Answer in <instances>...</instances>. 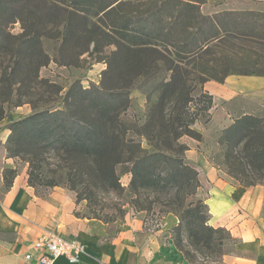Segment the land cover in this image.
<instances>
[{
    "label": "trees",
    "instance_id": "trees-1",
    "mask_svg": "<svg viewBox=\"0 0 264 264\" xmlns=\"http://www.w3.org/2000/svg\"><path fill=\"white\" fill-rule=\"evenodd\" d=\"M206 1L0 0V59L8 57L13 63L0 74L4 95L0 96V123L8 114L4 104L32 82L24 78L13 83L15 75L31 73L36 84L48 86L47 81L38 80L40 70L51 61L48 41H59L61 52L82 45L79 55H96L97 62L107 65L100 86L84 88L75 82L62 107L34 106L31 115L8 125V157L28 158L30 186L35 187V158L54 149L75 161L77 167L70 169L72 180L68 181L78 201L84 199L78 190L80 182L96 187L99 181L106 191L121 190L118 166L131 174L134 192L176 189L188 197L197 194L198 172L186 163L189 148L180 139L202 141L193 126L213 106V96L204 85L222 84L232 75L264 77V13L205 15ZM16 23L22 26L20 34L11 32ZM106 48L112 49L106 52ZM114 79L126 82L109 87ZM133 89L150 101L152 96L155 99L145 123L134 124L128 134L120 118L130 106ZM143 140L149 148L143 147ZM218 144L223 151L222 169L231 178L244 187L264 184V116L241 114L222 131ZM9 175L14 177L16 171L5 170L6 188L12 184ZM61 183L52 181L49 186ZM182 207L184 222L175 230L176 249L190 256L183 248L187 230L192 245L224 256L226 243L235 240L225 228L208 225L207 205L198 200L184 207L183 199Z\"/></svg>",
    "mask_w": 264,
    "mask_h": 264
},
{
    "label": "crops",
    "instance_id": "crops-1",
    "mask_svg": "<svg viewBox=\"0 0 264 264\" xmlns=\"http://www.w3.org/2000/svg\"><path fill=\"white\" fill-rule=\"evenodd\" d=\"M222 11L264 13V0H207L202 5L205 15ZM206 89L216 103L242 97L258 111L264 108V77L232 75L222 84L206 83ZM258 111L244 114L260 115ZM233 122L234 119H224L220 130ZM10 123H0V264H35L27 262L25 255L48 231L84 244L86 254L78 264H187L175 246L159 237L149 236L136 242L129 233H121L103 239L94 222L75 215L74 195L64 188L39 194L29 185L27 169L8 157ZM202 135L205 142L206 135ZM185 144L189 148L186 157L198 172L201 187L208 190L206 202L213 227L225 228L235 240L231 252L223 256V264H264V184L242 186L219 166L214 167L204 153H199L200 145L205 150L206 143L189 139ZM5 170L16 171L9 188L5 185ZM132 227L134 232H142L139 222H133ZM57 264L69 263L60 259Z\"/></svg>",
    "mask_w": 264,
    "mask_h": 264
},
{
    "label": "rangeland",
    "instance_id": "rangeland-1",
    "mask_svg": "<svg viewBox=\"0 0 264 264\" xmlns=\"http://www.w3.org/2000/svg\"><path fill=\"white\" fill-rule=\"evenodd\" d=\"M11 32L20 34L22 32L21 24L12 25ZM46 49L51 55V61L40 70L38 80L47 81L48 86L36 84L31 73L26 75L23 72L15 75L13 83L24 78H29L32 82H27L25 86L21 87V90L11 103L4 104V108L8 111L5 120L11 122L21 120L35 111L34 106L37 107L36 109L49 106L62 107L66 92L75 82H80L84 88H89L92 85H101L103 72L106 70L107 65L104 62H97L99 57L96 55L93 57L88 54L79 55L81 50H83L82 45L67 52H61L59 41L50 40L46 44ZM107 49H105L106 52L112 48ZM1 62H3V65L0 68V74L3 67L11 68L13 64L8 57L1 58ZM125 82H117L114 79L108 83V86L116 87L118 84H124ZM14 88L18 90L20 88L19 83ZM204 90L210 94V91L206 89V84L204 85ZM1 91L0 86V96H4L1 95ZM151 99L154 100L155 97L152 96ZM151 101L140 90L133 89L131 91L130 106L122 112L120 118L128 130V134H132L134 124L140 126L145 123ZM202 106L203 104H200V107ZM256 111L258 110L247 98L241 97L230 102L221 101L217 103L213 99V106L209 113L206 116L202 115L193 126V129L201 133V135L205 134L207 138L204 142L202 135V141L199 142H202V144L206 143V145L205 150H203V145H200L199 153H204L214 167L219 166L222 169L223 151L218 144V139L223 130H220L219 125L224 119L235 120L241 114L255 113ZM258 114L264 116V108L258 111ZM189 139L193 138L184 136L180 139V143L186 145L185 142ZM142 145L144 148H149L145 140L142 141ZM186 155L187 152L185 153V159L186 163L190 165ZM14 159L17 160L18 166L27 169L29 177L30 165L26 162L28 158L22 156ZM35 160L38 168L34 171L33 182L37 192L45 194L56 188L50 187V182L61 181V185L57 187L64 188L74 195L76 203L75 215L94 222L96 229L102 233L103 239L106 236L113 238L121 233H129V236L135 239L136 242H143L149 236H153L159 237L168 245L175 246L176 227L180 222H184L181 217L184 209L183 207L181 208L183 199L184 207H187L190 202L196 203L198 200H202L207 205V209L204 212L209 216L208 225L213 226L210 208L206 202L208 197L206 188L200 187L197 194L192 197L178 194L176 189L162 191L150 189L134 192L130 185L131 174L127 172L125 166H118L116 167V173L120 178L121 190L106 191L103 189L104 185L99 181L95 183L96 187H89L91 185L88 186L78 180L80 182L78 183L79 193L84 197L83 200L78 201L77 192L70 189L71 184L68 181V178L69 180L71 179L69 176L70 169H72L73 165L75 166V161L71 156L49 149L40 153ZM84 170L86 174L90 173L88 169ZM12 177L9 175V179ZM133 219L142 225V232L133 231L132 223L135 222ZM214 228H220V226ZM233 246L234 243L227 242L224 247V253L231 252ZM183 248L185 251L190 252V256L185 257L186 254L178 251L187 264H223V254L220 252L206 249L202 245L197 247L192 245V239L187 230L183 232Z\"/></svg>",
    "mask_w": 264,
    "mask_h": 264
},
{
    "label": "built area",
    "instance_id": "built-area-1",
    "mask_svg": "<svg viewBox=\"0 0 264 264\" xmlns=\"http://www.w3.org/2000/svg\"><path fill=\"white\" fill-rule=\"evenodd\" d=\"M85 254L86 248L80 240L48 231L34 242L25 259L27 262L35 261V264H57L60 259H65L69 264H78Z\"/></svg>",
    "mask_w": 264,
    "mask_h": 264
}]
</instances>
